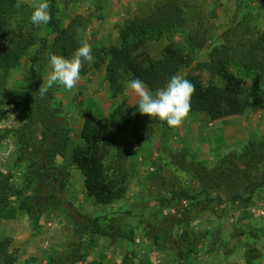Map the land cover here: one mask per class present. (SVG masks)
<instances>
[{
  "label": "rangeland",
  "instance_id": "rangeland-1",
  "mask_svg": "<svg viewBox=\"0 0 264 264\" xmlns=\"http://www.w3.org/2000/svg\"><path fill=\"white\" fill-rule=\"evenodd\" d=\"M37 2L23 4L33 8ZM168 3L187 13L201 10L206 45L178 74L203 86L224 85L199 64L208 62L226 32L235 31L228 38L264 33V0H55L60 30L74 39L75 50L82 40L92 45L91 64L84 61L71 91L57 84L41 98L49 56L61 55L65 46L61 40L55 44L57 34L47 24L37 27L35 45L9 72L3 93L8 102L23 101L0 108V202L15 212L11 229L1 226L0 240L10 239L16 264H264V105L219 121L189 114L178 128L154 126L150 139L140 144L133 132L152 119L146 115L133 113L124 132L98 124L122 102L134 107L138 99L126 87L127 73L122 94L112 97L105 52L120 48V32L130 21ZM183 36L182 31L138 34L129 39L130 58L157 61L169 44L182 46ZM33 58L37 83L29 87L25 80ZM40 102L64 124L73 147H85L81 132L88 124L95 146L106 138L114 142L106 165L117 150L128 151L122 200L103 206L87 197L69 155L55 157L52 144L43 140ZM250 142L258 145L255 160L244 153ZM192 163L201 165L199 177L179 169L194 171ZM21 203L30 215L19 211ZM20 216L22 227H14ZM92 224L98 227L94 232Z\"/></svg>",
  "mask_w": 264,
  "mask_h": 264
},
{
  "label": "trees",
  "instance_id": "trees-1",
  "mask_svg": "<svg viewBox=\"0 0 264 264\" xmlns=\"http://www.w3.org/2000/svg\"><path fill=\"white\" fill-rule=\"evenodd\" d=\"M51 21L49 27L57 34L55 44L61 40L65 46L61 55L65 58L74 52V39L69 33L60 30L56 19L55 0H49ZM16 0H0V108L5 104H13L18 107L23 101H7L3 93L9 72L15 70L25 56L27 51L35 45V26L30 16L33 8L22 4L20 8L15 7ZM165 8V9H164ZM164 8L157 9L150 16L143 19L137 18L130 21L120 32L121 46L105 52L109 57L106 70V80L112 97H117L123 92L121 78L123 73L129 75V81L133 79L142 80L153 93L165 86L170 78L192 63V56L206 45V34L201 10L191 9L188 13L182 11L174 3H168ZM182 31L183 44L176 46L169 44L165 47L162 57L153 61L148 57L131 59L133 49L130 48L129 39L138 34L147 35L158 32ZM235 32H226L222 37V43L214 47L208 56V62L199 64L211 79L219 78L224 85L218 86L214 82L203 86L193 79H188L196 90L191 98V111L189 114H205L211 121H219L232 117H240L249 112H256L264 105V33L228 38ZM61 35V36H60ZM37 58L31 60V68L26 82L30 87L37 83V72L35 64ZM124 71V72H123ZM27 97L28 94H25ZM24 96V97H25ZM23 97V98H24ZM39 121L43 128V140L50 142L54 147L56 156L69 155V161L76 166L83 177L84 189L88 198L98 205H109L120 201L126 194L129 172L127 168L128 151L119 149L115 157L106 165L113 140L106 138L101 145L95 146L92 142L94 129L90 130L86 124L81 132V139L85 147H73L69 133L62 122L57 120L54 112L47 106L46 102L38 103ZM138 112V105L131 107L122 102L109 117L101 120L106 127L116 128L124 132V124L131 122V115ZM156 125L169 128L166 122L153 117L145 125L135 128L133 139L140 144L148 141ZM258 146L248 143L244 153L249 160H255ZM53 153V154H54ZM258 161L260 158H257ZM190 171L182 166L179 169L195 177L200 164L192 163ZM1 177V176H0ZM60 190L65 189V183L60 182ZM6 203L0 202V209L7 208ZM18 209L30 215L25 204H20ZM90 228L94 231L97 226L92 224ZM1 264H16L17 251L11 248L10 239L0 240Z\"/></svg>",
  "mask_w": 264,
  "mask_h": 264
},
{
  "label": "clouds",
  "instance_id": "clouds-1",
  "mask_svg": "<svg viewBox=\"0 0 264 264\" xmlns=\"http://www.w3.org/2000/svg\"><path fill=\"white\" fill-rule=\"evenodd\" d=\"M23 2L24 0H16L15 7L20 8ZM51 19L49 0H38L33 5L31 22L39 27L47 25ZM92 60V45L87 40L80 41V46L70 58L51 54L48 59L50 72L46 83L43 82L38 89L39 96L44 98L49 89L57 84L66 91H71L81 79L84 61L91 64ZM126 87L138 98V112L141 115L155 117L166 122L171 128L180 127L187 119L191 111V98L196 90L191 81L179 74L173 75L165 86L157 89L155 93L138 78L128 81Z\"/></svg>",
  "mask_w": 264,
  "mask_h": 264
},
{
  "label": "crops",
  "instance_id": "crops-1",
  "mask_svg": "<svg viewBox=\"0 0 264 264\" xmlns=\"http://www.w3.org/2000/svg\"><path fill=\"white\" fill-rule=\"evenodd\" d=\"M20 211V210H19ZM13 213V214H12ZM15 214V212H12L11 209H3L0 210V230L2 229L1 226L4 225V228L7 229H11V227L13 226L12 224L14 223L13 220H10L11 217ZM20 222H18V217H15V225L14 227H18L21 226L22 227V223L25 221V218H23L22 216L19 217ZM18 224V225H17ZM20 224V225H19ZM3 227V226H2ZM21 229V228H20ZM18 229V231L20 230ZM8 231V230H7ZM12 248V247H11Z\"/></svg>",
  "mask_w": 264,
  "mask_h": 264
}]
</instances>
